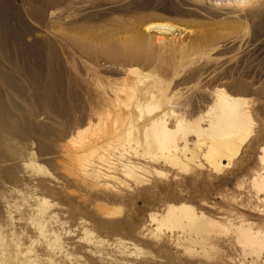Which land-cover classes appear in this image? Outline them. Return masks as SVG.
I'll return each mask as SVG.
<instances>
[{"label": "rangeland", "instance_id": "374dc122", "mask_svg": "<svg viewBox=\"0 0 264 264\" xmlns=\"http://www.w3.org/2000/svg\"><path fill=\"white\" fill-rule=\"evenodd\" d=\"M4 1L0 3L3 12L20 11L29 23H35L39 32L52 34L53 45H58L52 47L59 56L53 58V52L50 54L45 46L35 56L18 51L8 54L0 37V49L4 50H0V67L12 73L23 89L19 95L0 78L5 111L2 121L7 129L17 127L25 136L21 138L0 129V226L14 233L20 255L40 258L33 264H264V245L248 243L237 228L242 218L255 230L264 231V199L257 196L254 183L263 166L264 0ZM31 10L45 22L39 23L30 16ZM157 18L173 24L166 33L175 43L171 50L155 40L160 33L156 27L146 28V23ZM135 30L140 36L152 39L158 56L170 55L184 62L179 71L168 68L167 73L157 62L150 66L170 83L169 90L177 93L172 101L177 113L194 117L206 112L211 102L210 92L219 83L207 80L206 76L217 73L216 70L231 69L234 80L244 78L250 83L253 134L244 140L230 163L225 157L222 167L217 169L201 154L191 161L181 158V162H175L166 156V151L151 157L143 154L142 147L136 144L138 153L128 149L120 154L113 147L112 162H108L105 136L92 155L99 176H91L86 166L75 160L66 143L70 132L76 134L77 126H81L82 111L97 105L96 94L105 91V61L97 56L94 61L91 59L92 63L79 54L69 37L96 46L105 44L108 34L117 38L130 32L135 35ZM207 33L214 37L211 41L214 40V45H205L189 55L184 53L192 38ZM45 59L50 60L48 64ZM204 65L205 72L200 71ZM21 67L25 72L20 71ZM40 70L44 76L57 73L54 78L57 82L53 83L61 85L59 92L64 93L57 104L70 110L71 115L59 119L50 109L46 110L50 104L45 109L42 107V95L38 94L40 100L37 95V100L33 98L31 79ZM26 72L28 77L23 76ZM226 87L230 91L245 90L237 81ZM200 95L205 97L202 99ZM191 97L195 99L193 103L189 101ZM202 124L208 125L205 120ZM8 135L10 143L6 139ZM195 139V134L189 135L190 145H194ZM43 148H47L46 153ZM128 164L144 165L146 169L135 179L126 172ZM105 171L109 176H105ZM36 198H43L51 205L45 208L39 223L33 224L29 217L37 209ZM99 205L111 209L101 210ZM168 206L175 209L166 213ZM187 207L193 208V214L202 221H192ZM5 218L10 221L6 223ZM42 220L48 224V230L40 234L38 227Z\"/></svg>", "mask_w": 264, "mask_h": 264}, {"label": "bare ground", "instance_id": "6f19581e", "mask_svg": "<svg viewBox=\"0 0 264 264\" xmlns=\"http://www.w3.org/2000/svg\"><path fill=\"white\" fill-rule=\"evenodd\" d=\"M3 2L5 1L3 0ZM3 10L0 11V37L3 39L1 41L5 42V53L7 52L8 54H10L14 51H18L24 55L35 56L38 50L42 49L43 46H45L49 47L47 48V50H50V54H52L53 52V58L57 56V52L54 51L52 47V45L54 44V41H52L50 37V35L52 36V34H50L49 32H39L36 28L35 23H29V20H26L27 18H23V16H21L22 13L20 11H12V8V13L9 12L10 10H6L7 12H3ZM42 11L43 10H41V12ZM32 12L33 10L30 11V16L36 19L39 23L45 22L35 16V10V14H32ZM36 12H38L39 14L38 10ZM43 14L45 15L46 12H43ZM51 16L49 18H51ZM172 26L173 24L166 22L164 18H157L154 21L146 23V28L156 27L158 31H160V33L155 36V40H157V42L164 43L165 47L170 50L172 47H174L175 43H173V40L171 38H168V36H166V33H169L168 30L171 29ZM130 33H128L129 35L127 36H123V34H121V37L117 38H115L113 35L108 34L105 36V44H99L96 46H91L88 44L86 45L85 43H82L83 41H79L77 39L78 37L76 39L69 37V41L72 45L76 46L75 48L80 52H78L79 54L83 55L84 57H88L89 60H93L97 56H102L105 61H103L105 64V91L103 90L96 94V100L98 102L97 105H91V107L86 112L83 110V108H81L83 110L82 113L84 114V120L82 119L81 121H79V124H81V126H77V130H75L76 134L74 132H70L68 141L66 143V146L70 150H72L71 153L75 157V160H77L78 164L85 165L86 170H89L90 175L93 177H96L97 175L99 176L101 174L94 167L92 155L98 149V146L100 145V139L104 136L105 160L108 162H112L111 157L113 147L117 148L120 151V154H124L123 152L128 149H133L134 153H138L140 152L139 149L134 147V144H136L137 146L142 147L143 154H148L151 157H158L159 153H164L166 151V156L175 162H181V158H184L187 161H191L195 157H199V155L201 154L206 162H209L210 165L217 169H220V167H222V159L225 157L228 159V163H230L238 154L240 146L244 143V140H246L249 136H251V134H253V118L251 110L249 108L251 98L248 94L250 83L247 81V79L239 78L234 80L231 75V69H226L224 71L216 70L217 73L213 72L212 74H209V76H206L207 80L212 79L219 81V83H216L215 88L210 92V94H212V97L210 98L211 102L210 104H208L206 112L197 114L194 117H187V115L182 114L181 112H176L178 110L174 108V104L172 103V101L174 100L173 97H175L177 93L169 90L170 83L166 81L165 78L158 76V72H155V67L150 68L151 65H154V63L157 62L156 64H158L161 69H164L166 73L167 71H169L168 68H171V70L176 69V71H179L178 67L184 62L176 61L177 59L173 56L171 57L170 55L163 57L158 56L155 53L153 42L151 41L152 39L150 40L149 38H147V36L145 37L144 35L140 36L139 34H137V31L135 35H132ZM207 34H205L204 36L202 35L196 37L194 39L192 38L190 44L184 47V53L186 55H189L192 52L198 51L205 45H214V40L213 42H211L212 38L214 39V37L211 34ZM213 45L210 47L211 50L215 48V46ZM53 46L55 47V45ZM61 46L62 45L60 43V48ZM65 49V47L64 49L62 48V50L66 51L67 53V50ZM162 51H164V49ZM39 55L41 56V54ZM8 56L9 55H7L6 57ZM66 56H64L65 59ZM11 58L13 59V57ZM68 59H70L69 56ZM68 59L66 61H68ZM42 60L44 61V58ZM47 61L50 60L47 59L46 63ZM18 64L23 63L21 62ZM37 66H39V64H37ZM213 66L214 65H211V67ZM2 67H0V78L2 82H4L3 84L10 87L11 90H15L16 93L18 92L19 95H22L23 89L19 85V83L15 81L16 79L13 74ZM37 68L41 69V66ZM204 68L205 65L201 67L200 71L203 70V72H205ZM24 69L20 71H24ZM37 72L39 73L36 76L32 75L31 80H33L34 84L32 81H30L32 82V85L30 84V86H32L33 89V91L31 92L33 98H36V95L38 97V94H40L39 97H41L42 95L41 98L44 99V102L42 100L44 104H42V107H47V105L50 104V108L48 107L46 108V110L48 111L50 109L51 113L53 112L57 115H55L56 117L59 116V119H63V117L66 115H71L70 110H67V108H65L64 106L60 107L57 104L59 99L63 96L61 95L62 92H59L61 85L56 86L53 83V81H55L54 78L56 77L57 73L55 74L52 72L51 74H46L47 76H44L43 71L40 70ZM222 72H224L223 77L221 76ZM31 73L32 72L30 71V74ZM25 74H27V72L24 73L23 76H25ZM118 74H120V76H117ZM236 81L239 86H241L242 88L245 87L244 92L235 91L233 89L232 91H230L227 89L228 87L226 86L232 85L233 83L235 84ZM200 97L203 99L205 95H200ZM192 99V97L189 99L191 103H193L195 100ZM2 101L3 97L0 91V129H5L12 135H19V137L25 138V136L22 134V130L20 134L17 127L7 129L4 121H2L3 113H5L4 104ZM60 101L62 100L60 99ZM75 108L78 109V107ZM76 111L74 110V112ZM58 118L56 119L57 121ZM94 118H96V120ZM203 120L207 121V126H203ZM16 132H18L19 134ZM190 134H195L196 136L193 146L189 143ZM9 137L10 136L8 135V138L6 137V139L10 143ZM201 149L203 151H201ZM43 151L44 153H46L47 148H43ZM34 157H32L31 159L33 163H35ZM261 157L263 161L262 170L258 174V176L254 178V183L257 188V196L261 199H264V144L261 146ZM33 166L36 167L35 165ZM39 168H42L41 164ZM145 169L146 166L144 165L128 164L126 172L137 179V174L143 172ZM105 176H109L108 171H105ZM35 205L37 209L29 217V221L33 224L39 223V221L42 219L43 214L45 213V208L47 206H50L51 204L43 198H36ZM100 207L101 210L105 211H109L111 209L106 205ZM174 209V206H168L166 213H170ZM186 210L190 213L189 218L191 217L194 219H191L192 221L195 222V220L197 221L198 219L202 221L201 218H197L193 214V208L187 207ZM9 221L10 220L8 218H5L6 223H8ZM245 221L246 220L241 218L239 224L237 225L241 238L246 239V241L251 244H256L258 242L259 244H261V246L264 245V238L262 237L264 231L262 229L255 230L251 223L245 224ZM0 224H2V222H0ZM47 227L48 224H45V222L42 220L40 222V227H38L39 233L42 234L43 230L47 231ZM18 246H20V244L17 242V240L15 241L14 233L10 232V230H2L0 226V264H33V262L36 260L40 261V258L37 259L36 257L21 256V250H19ZM23 253H25V251ZM41 263L43 262L41 261Z\"/></svg>", "mask_w": 264, "mask_h": 264}]
</instances>
